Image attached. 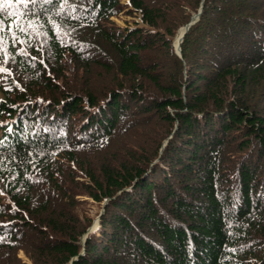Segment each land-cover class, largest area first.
<instances>
[{
    "label": "trees",
    "instance_id": "1",
    "mask_svg": "<svg viewBox=\"0 0 264 264\" xmlns=\"http://www.w3.org/2000/svg\"><path fill=\"white\" fill-rule=\"evenodd\" d=\"M190 3L5 5L0 264H264V0ZM67 55L102 80L70 89Z\"/></svg>",
    "mask_w": 264,
    "mask_h": 264
},
{
    "label": "rangeland",
    "instance_id": "2",
    "mask_svg": "<svg viewBox=\"0 0 264 264\" xmlns=\"http://www.w3.org/2000/svg\"><path fill=\"white\" fill-rule=\"evenodd\" d=\"M122 1L126 2L127 0H122ZM189 1L191 2L190 5L188 7H184L182 9V11H181V9L177 10L176 14H179V15L187 14V11L191 10L193 8L194 4H196L195 0H189ZM202 6L203 5L201 4L200 8H199L200 10L202 9ZM112 20L117 26L123 27L124 25H127V24L133 25V24H135V21L141 22V15L138 12L134 15L119 13L117 15L112 16ZM173 42L176 45L175 40ZM67 56L68 57L66 58L65 65L67 68V72L69 74V78L71 80H70V82H68L69 80L62 79V83L67 84L70 89H72L74 87V88L79 89V90L80 89L84 90V88L82 86H84L86 81L88 84L96 85L102 80L101 75H103V74H101V73H102L103 69L100 68V65L93 64V66L88 65L85 67V65H81L79 63L74 64L71 56H69V55H67ZM86 69H89V70H86ZM82 82H84V83H82ZM165 142H166V139H164L163 143L165 144ZM87 153H89V152H87ZM90 155H91L90 156V160H91V157L93 158V153H90ZM86 157H87V155H86ZM78 178H85V177L79 176ZM76 198H78V200H86V202L81 201L83 203H78L75 205V209H76L75 211L80 215V217L83 218V216L89 215L93 218L92 222L87 227V232L92 231V230H88V229L94 225H95V227L92 229L93 230L96 229L98 227L96 224H99V215H100V212L102 211L104 201L97 202V201L93 200L91 197H89L87 194H84L83 192H80L79 194H77ZM83 219H85V218H83ZM87 232H85L83 235H81V238L86 236ZM16 256L18 259L17 258L13 259V264H23L26 262L28 264H32V258L30 257V253H28L26 250H24V249L18 250Z\"/></svg>",
    "mask_w": 264,
    "mask_h": 264
},
{
    "label": "water",
    "instance_id": "3",
    "mask_svg": "<svg viewBox=\"0 0 264 264\" xmlns=\"http://www.w3.org/2000/svg\"><path fill=\"white\" fill-rule=\"evenodd\" d=\"M200 9L197 13H194L190 19L189 22H187L186 24H184L183 26H181L178 30H177V33L176 35L174 36V40L175 38H177L178 40V44L176 45V50L177 52L180 54L181 53V47H180V42L182 41L183 39V35L185 34V32L189 29V27L191 26V24H193L199 17L200 15ZM97 225V224H96ZM94 226L90 227L88 230H93L92 228H94ZM85 236L82 237L81 239L84 240Z\"/></svg>",
    "mask_w": 264,
    "mask_h": 264
},
{
    "label": "snow or ice",
    "instance_id": "4",
    "mask_svg": "<svg viewBox=\"0 0 264 264\" xmlns=\"http://www.w3.org/2000/svg\"><path fill=\"white\" fill-rule=\"evenodd\" d=\"M18 2L27 3L28 0H18ZM31 2H35V0H31ZM12 0H0V12L5 10V5H10ZM3 24V21H0V25ZM6 69L0 68V71H5Z\"/></svg>",
    "mask_w": 264,
    "mask_h": 264
},
{
    "label": "bare ground",
    "instance_id": "5",
    "mask_svg": "<svg viewBox=\"0 0 264 264\" xmlns=\"http://www.w3.org/2000/svg\"><path fill=\"white\" fill-rule=\"evenodd\" d=\"M175 42H176V45L178 44V40H177V38H175Z\"/></svg>",
    "mask_w": 264,
    "mask_h": 264
}]
</instances>
